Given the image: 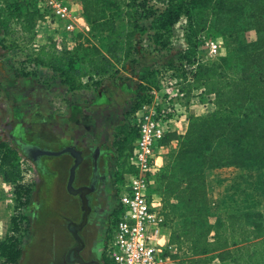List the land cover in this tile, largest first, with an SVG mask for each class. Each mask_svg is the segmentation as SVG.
Returning a JSON list of instances; mask_svg holds the SVG:
<instances>
[{
  "label": "trees",
  "instance_id": "obj_1",
  "mask_svg": "<svg viewBox=\"0 0 264 264\" xmlns=\"http://www.w3.org/2000/svg\"><path fill=\"white\" fill-rule=\"evenodd\" d=\"M79 1L90 30L105 33L118 29L121 18L129 19L131 8L137 7L135 0ZM162 1L165 2L162 11L145 16L150 21V42L154 50H164L169 45L172 28L182 17L186 19L187 47L176 68L170 67L168 71H174L182 97L195 93L194 99L211 106L204 117L188 116L177 150L154 176L152 193L162 203L169 244L174 248L165 256L177 264H210L212 258L219 264L228 261L264 264V221L254 208L256 204H264V0ZM197 14L201 15L200 23L221 24L229 37L248 31L259 37L237 46L229 56H218L214 62L199 61L198 56L204 51L196 44V37L204 30H199V36L195 32ZM41 21L33 0H0L3 36L19 35L24 43L35 34ZM127 27L137 29L130 22ZM134 35L133 30L125 34L126 53ZM76 36L70 48L63 45L57 48V40L50 37L44 44L31 43L27 63L51 70L69 90H76L82 85L81 78L102 76L110 70L112 61H118L117 42L84 46L75 43ZM203 38L208 40L207 35ZM160 74L161 68L153 70L141 84L143 94L135 112L143 102L151 100L147 92L158 89ZM129 130L125 135L127 149L119 150L118 182L132 171L127 168L126 159L137 133L133 127ZM228 168L243 172L237 177L245 185L241 200L235 196L240 183L217 192L209 183L214 172ZM0 177L13 186L22 180L18 156L1 141ZM21 190L15 193L18 204L10 219L11 227L0 240V264H16L21 257V243L16 234L26 216L19 212L29 201V191Z\"/></svg>",
  "mask_w": 264,
  "mask_h": 264
},
{
  "label": "crops",
  "instance_id": "obj_2",
  "mask_svg": "<svg viewBox=\"0 0 264 264\" xmlns=\"http://www.w3.org/2000/svg\"><path fill=\"white\" fill-rule=\"evenodd\" d=\"M68 1L79 27L88 28L80 1ZM125 45V41L118 43V61H112L106 74L81 78L82 85L76 90H69L58 74L40 66H33L38 70L35 75L6 74L10 88L31 84L43 75L38 107L27 106L16 117L14 111L6 112L0 125V131H7L0 132V141L10 146L17 136L22 150L32 154L34 164L33 185L24 211L29 227L16 264H91L101 258L116 209L113 187L119 178V150L127 149L125 135L130 132L136 104L143 94L141 84L162 63L161 58L145 53L143 43H129L128 53ZM7 55L8 51L0 47L3 69ZM12 93L14 98L15 91ZM22 96L28 99V95ZM194 96L192 93V97L180 99L177 117L157 151L161 167L177 150L188 116L204 117L211 109L207 102ZM12 187L0 177V189ZM11 203L12 194L0 195L1 240L7 234L13 212ZM33 216L40 224L54 221L46 247L41 234L39 239H30ZM43 250L50 251V258L42 259Z\"/></svg>",
  "mask_w": 264,
  "mask_h": 264
},
{
  "label": "built area",
  "instance_id": "obj_3",
  "mask_svg": "<svg viewBox=\"0 0 264 264\" xmlns=\"http://www.w3.org/2000/svg\"><path fill=\"white\" fill-rule=\"evenodd\" d=\"M33 2L42 16L40 25L47 24L58 34L57 48L72 47L79 27L72 3ZM199 49L204 51L198 56L199 61L214 62L219 56V46L211 40H205ZM158 80V89L147 92L151 100L143 102L133 116L132 127L137 137L126 159V166L132 171L125 173L123 181L117 184L116 209L103 248L105 264H177L165 256L174 248L169 244L162 203L152 190L154 176L162 168L157 163V151L177 117L182 95L174 71L160 74Z\"/></svg>",
  "mask_w": 264,
  "mask_h": 264
},
{
  "label": "rangeland",
  "instance_id": "obj_4",
  "mask_svg": "<svg viewBox=\"0 0 264 264\" xmlns=\"http://www.w3.org/2000/svg\"><path fill=\"white\" fill-rule=\"evenodd\" d=\"M164 1L160 0H135V4L137 5L136 8H131L130 10V18H121V20L117 23L118 29L114 30L110 33H105L100 30L91 31L90 27H79V31L77 32V36L75 37V43H82L84 46L89 45H100V44H107L110 42H123L125 34L129 32L130 30H133L135 32V35L132 38L133 43L141 44L143 43L145 46L143 47L145 49V53L153 56H157L161 58L162 63L160 64L159 68H161V74H165L169 68H176L179 62V58L182 55L183 51L185 50L186 46V29H187V21L185 18H181L180 21L172 28L170 31L169 36V45L164 50H154V46H152L150 42V32L149 26L150 21L145 17L146 15L150 13L157 14L158 12L162 11L165 7ZM144 4V6H142ZM126 11V9H123V13ZM196 13L198 12L195 11ZM199 13V12H198ZM198 18V25L195 27V32L198 34L199 30L202 28L204 30L203 34H198L199 38L196 37V44L199 45V47L203 46L205 43V38H203V35H207L208 40H211L218 44L219 46V56H229L234 48H236L239 45H246L250 42L255 41L259 35L254 33L253 31L244 32L241 34L233 35L229 37V32L226 30L224 31V28L221 27V24H215L210 25L208 23H200L201 15L197 14L196 16ZM114 19L118 20V17L115 16ZM127 22H130L131 24H135L137 26L136 28H128ZM144 28V29H142ZM50 34V35H48ZM53 38L55 40L58 39V34L54 32L53 28L47 24L41 25L37 30L35 31V34L33 36L27 37V41L24 43L20 42L19 35H12V36H0V47L8 51V55L6 56L7 66L6 69H3V67L0 64V80L3 79V81H0V125L3 123L1 120H4L6 118V112L10 113L14 111L15 117L17 114L21 113L22 110H26L27 106H30V108L38 107L39 103V94H40V83H42L43 75H40L35 81H32L31 84H27L25 86L16 84V87L10 88L9 87V81H7V76H21V75H28V74H38V70L35 69L31 64L27 63L26 60H28V52L29 49L32 48L31 43H37V44H44L47 42V38ZM190 37H195L191 36ZM13 42V44H12ZM15 91V97L13 98L12 91ZM8 95H10L8 97ZM17 95L19 97H17ZM22 95L26 96L28 95V99L25 100ZM197 99V98H196ZM25 108V109H24ZM16 120V119H14ZM5 122V121H4ZM17 126V125H16ZM2 126H0L1 129ZM0 132H7L5 130ZM15 138V137H14ZM10 148L14 150V153L18 156V162L20 166V170H22L23 177L21 182L13 186L12 189L2 188L0 189V195L6 194H12L13 202L10 205V209L12 208L13 212L10 213L11 217L15 214V208L18 204L15 202L16 200V190L22 189L21 191L28 190L30 192L31 187L33 185V170H34V164L31 160V155L29 151L26 153L22 150V143L20 139L16 136L14 139V142L10 143ZM119 174V171H118ZM243 174L241 170L228 168L223 169L217 172H214V175L211 176L208 180L209 183L214 187V192L220 191L223 188H226L227 186H233V184H239V190L235 193V196L238 197V199H242L243 194L241 193L242 190H244V186L242 185V182L237 177L239 175ZM118 181L114 182L113 187V193L114 196H116V190H117V183ZM219 185V186H218ZM42 185H40L39 188H41ZM232 192V191H231ZM247 192V191H246ZM14 193V194H13ZM233 193V192H232ZM29 196V195H28ZM29 198V197H28ZM24 201V198L21 202ZM256 211L260 212L262 215V220L264 221V204H256L254 206ZM26 208L20 210V214L23 216H26L24 211ZM31 220V226L32 229H30L31 235L30 239L35 240L39 239L40 234L42 237H44V246L46 247L49 245L47 242L49 240V235L51 231V224L54 223L53 220H47V224H40L38 223L39 220L36 219V217H32ZM10 223L7 224V232L10 229ZM28 220L26 218L25 222L23 223L20 231L16 234V236L20 240V247L22 248V244L24 243V239L27 235L28 231ZM45 227V229H44ZM39 230H45L44 232H40ZM4 239V238H3ZM2 239V240H3ZM1 240V239H0ZM50 241V240H49ZM33 246V242L30 243V247ZM44 247V249H45ZM50 255L49 250H43L42 251V259H48ZM214 262V264L217 263L216 260L213 258L211 259V263ZM226 264H233L231 261H228Z\"/></svg>",
  "mask_w": 264,
  "mask_h": 264
},
{
  "label": "flooded vegetation",
  "instance_id": "obj_5",
  "mask_svg": "<svg viewBox=\"0 0 264 264\" xmlns=\"http://www.w3.org/2000/svg\"><path fill=\"white\" fill-rule=\"evenodd\" d=\"M83 225H84V223H83ZM91 264H105L104 257H103V252H102V255H101V258L99 259V261L98 262L92 261Z\"/></svg>",
  "mask_w": 264,
  "mask_h": 264
}]
</instances>
